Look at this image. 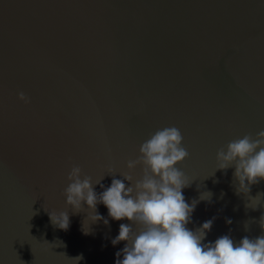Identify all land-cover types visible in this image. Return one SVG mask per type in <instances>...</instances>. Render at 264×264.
<instances>
[{"label":"water","instance_id":"95a60500","mask_svg":"<svg viewBox=\"0 0 264 264\" xmlns=\"http://www.w3.org/2000/svg\"><path fill=\"white\" fill-rule=\"evenodd\" d=\"M171 126L190 153L177 165L192 182L186 201L213 193L187 227L215 217L203 243L261 235L244 223L264 196L245 204L264 180L237 195L216 153L264 130V0H0V264H115L126 242L111 241L130 222L102 203L108 225L86 203L74 214L67 175L78 165L109 187V168L122 179L140 144ZM44 207L67 212L68 230Z\"/></svg>","mask_w":264,"mask_h":264},{"label":"clouds","instance_id":"9594fccd","mask_svg":"<svg viewBox=\"0 0 264 264\" xmlns=\"http://www.w3.org/2000/svg\"><path fill=\"white\" fill-rule=\"evenodd\" d=\"M19 99L29 102L23 92L19 93ZM183 139L175 126L156 130L140 144L136 158L127 161V171L119 173L122 179L115 178L117 173L109 168L107 175L113 177L109 187L101 183L104 177L95 184L90 176L83 175L82 178L81 167L73 165L63 193L66 204L76 214L82 212L86 203L93 213L87 218L93 223H109L97 210L101 203L108 209L111 219L130 222L121 223L119 234L111 241L113 246L126 242L116 253L115 264H264V213L258 221L250 218L244 223L245 231L252 223H259L261 235L245 236L238 243L230 234L220 236L215 242L203 243L215 217L195 230L187 227L197 204L211 202L213 193L205 191L200 193L199 199H193L191 203L186 201L183 189L190 187L192 182L177 167L190 156L183 146ZM216 161V171L226 173L229 168H234L235 193L251 197V187L264 180V130L255 136L245 134L229 141L217 150ZM137 167L142 170L138 179L133 175ZM97 184L104 189L100 193L95 191ZM223 195L221 192V199ZM261 196L264 193L251 197L245 208L257 210L262 206L258 200ZM45 210L54 226L68 230L70 218L67 212ZM226 223L231 224V218H226ZM82 230L89 234L84 227ZM74 259H82V256Z\"/></svg>","mask_w":264,"mask_h":264}]
</instances>
